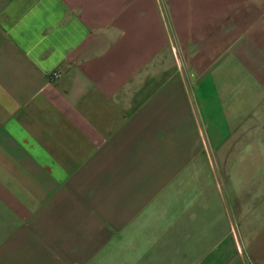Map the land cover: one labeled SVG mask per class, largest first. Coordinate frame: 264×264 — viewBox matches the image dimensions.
Segmentation results:
<instances>
[{
  "label": "crops",
  "instance_id": "0c3cea01",
  "mask_svg": "<svg viewBox=\"0 0 264 264\" xmlns=\"http://www.w3.org/2000/svg\"><path fill=\"white\" fill-rule=\"evenodd\" d=\"M0 264H264V0H0Z\"/></svg>",
  "mask_w": 264,
  "mask_h": 264
},
{
  "label": "built area",
  "instance_id": "2783aa9c",
  "mask_svg": "<svg viewBox=\"0 0 264 264\" xmlns=\"http://www.w3.org/2000/svg\"><path fill=\"white\" fill-rule=\"evenodd\" d=\"M54 75H56V74H54Z\"/></svg>",
  "mask_w": 264,
  "mask_h": 264
}]
</instances>
